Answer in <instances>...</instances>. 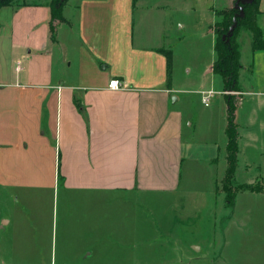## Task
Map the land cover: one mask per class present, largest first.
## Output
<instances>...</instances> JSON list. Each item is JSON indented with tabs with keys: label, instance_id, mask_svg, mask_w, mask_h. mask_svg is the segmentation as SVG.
Instances as JSON below:
<instances>
[{
	"label": "crops",
	"instance_id": "obj_1",
	"mask_svg": "<svg viewBox=\"0 0 264 264\" xmlns=\"http://www.w3.org/2000/svg\"><path fill=\"white\" fill-rule=\"evenodd\" d=\"M195 1L68 0L53 40L48 3L0 8V264H264V49L240 32L234 185L261 192L230 208L231 2ZM255 22L264 42V0Z\"/></svg>",
	"mask_w": 264,
	"mask_h": 264
},
{
	"label": "trees",
	"instance_id": "obj_2",
	"mask_svg": "<svg viewBox=\"0 0 264 264\" xmlns=\"http://www.w3.org/2000/svg\"><path fill=\"white\" fill-rule=\"evenodd\" d=\"M14 0H0V8L5 6H13ZM68 0H51L48 3L50 9L49 30L51 39L54 35V23L64 22L61 10ZM135 1V0H134ZM258 1L248 0L241 5V9L234 7L217 13L218 20L214 24L213 32L215 35L214 54L215 61L212 66L214 74L222 79L223 91L228 93L225 95L227 105V126H226V170L224 179L221 182L222 190L225 194V201L228 207L233 206L235 195L238 192H261V189L253 185H234V170L236 167L238 146L236 141V125L234 122V112L237 100L233 95L238 92V74L240 70L239 64V44L238 36L241 31L246 30L251 34L253 41V49H264V42L261 39L259 28L255 19L258 14ZM166 59L167 80L170 79L172 57L168 50L163 51Z\"/></svg>",
	"mask_w": 264,
	"mask_h": 264
},
{
	"label": "rangeland",
	"instance_id": "obj_3",
	"mask_svg": "<svg viewBox=\"0 0 264 264\" xmlns=\"http://www.w3.org/2000/svg\"><path fill=\"white\" fill-rule=\"evenodd\" d=\"M246 1H248V0H230V2H231V7L229 8V9H231V8H234V7H238L239 9H241V5H243V3L244 2H246ZM44 2H46V3H50L51 2V0H14L13 1V3H12V5H20V4H37V3H44ZM194 2L196 3V1L194 0ZM198 2V1H197ZM199 3V2H198ZM209 3L211 4V0H209ZM190 25L188 26V28L190 27V26H193V28H195L196 26H195V20H194V18H192L190 21ZM183 33H185V35L186 36H189L190 37V39L193 41V42H196L197 40H196V37H195V33H191L188 29L187 30H185V31H183ZM202 43H203V45H204V47H203V50H202V59H204V57H205V55H206V45H208V42L206 41V40H204V41H202ZM180 57L182 58V59H184L185 57H186V54H185V52L184 51H181L180 52ZM215 95V94H214ZM213 95V96H214ZM216 97V96H215ZM217 98V97H216ZM222 157H221V153H220V155H219V161H218V167H217V174H219V176H220V174H221V171L223 170V162H222ZM218 187H219V189H221V184L218 182ZM220 194V193H219ZM146 244H149V245H151L152 243H150V242H146Z\"/></svg>",
	"mask_w": 264,
	"mask_h": 264
},
{
	"label": "built area",
	"instance_id": "obj_4",
	"mask_svg": "<svg viewBox=\"0 0 264 264\" xmlns=\"http://www.w3.org/2000/svg\"><path fill=\"white\" fill-rule=\"evenodd\" d=\"M17 68H19V64H17ZM108 88L110 90H118L121 88L120 83L118 80L113 79L109 81L108 83ZM214 93L212 91H207V92H201V99L202 103L207 106L209 104L210 98L212 97Z\"/></svg>",
	"mask_w": 264,
	"mask_h": 264
}]
</instances>
